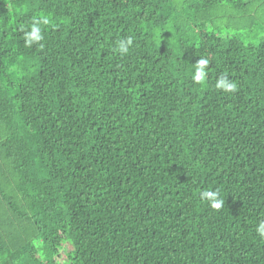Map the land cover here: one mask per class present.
Instances as JSON below:
<instances>
[{
  "label": "trees",
  "instance_id": "1",
  "mask_svg": "<svg viewBox=\"0 0 264 264\" xmlns=\"http://www.w3.org/2000/svg\"><path fill=\"white\" fill-rule=\"evenodd\" d=\"M262 16L0 0V264H264V37L239 33Z\"/></svg>",
  "mask_w": 264,
  "mask_h": 264
},
{
  "label": "clouds",
  "instance_id": "2",
  "mask_svg": "<svg viewBox=\"0 0 264 264\" xmlns=\"http://www.w3.org/2000/svg\"><path fill=\"white\" fill-rule=\"evenodd\" d=\"M48 19L45 18L43 20V23L44 24H48ZM39 28L36 27L35 25L32 27L31 31L30 32H27L25 33V36H26V41L25 43L27 45H31V43L35 40H39L41 37L38 35L39 33ZM132 43V39L131 37L127 38L126 40H122L119 42V45H118V51L120 52V54H125L129 51V47ZM207 63V61H200L199 62V65H200V68L198 69L197 71V74L195 75L194 77V80L199 82V81H202L203 80V71H202V68L203 66ZM218 87H223V88H226V90H229V91H234L235 88H236V85L235 84H231V85H225L223 82L221 83H218L217 85ZM204 197L205 198H208L212 201V207L213 208H220L221 207V204H222V201H218L216 199V196H215V193H210V192H206L204 193ZM258 231L260 232V235L261 236H264V225H261V228L258 229Z\"/></svg>",
  "mask_w": 264,
  "mask_h": 264
},
{
  "label": "rangeland",
  "instance_id": "3",
  "mask_svg": "<svg viewBox=\"0 0 264 264\" xmlns=\"http://www.w3.org/2000/svg\"><path fill=\"white\" fill-rule=\"evenodd\" d=\"M229 17H230V13L229 14H225L224 17H222V19L218 21L219 24L226 25L228 23V20H229V22L231 21V23H232L233 21H236V19H237V18H234V17H231V18H229ZM261 20L264 21V16L261 17ZM256 27H260L257 22H256V26L255 27H250L249 26V27H247L245 29L240 30L239 33L241 34V38L245 42H251V43H254V41H256L258 38H263L264 37V29L263 30L261 28L257 29ZM256 29H257V31H256ZM63 250L66 252L68 249H67V247H64Z\"/></svg>",
  "mask_w": 264,
  "mask_h": 264
}]
</instances>
